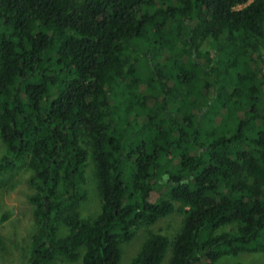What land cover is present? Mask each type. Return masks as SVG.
<instances>
[{
	"label": "trees",
	"instance_id": "1",
	"mask_svg": "<svg viewBox=\"0 0 264 264\" xmlns=\"http://www.w3.org/2000/svg\"><path fill=\"white\" fill-rule=\"evenodd\" d=\"M0 134V173L33 170L30 264H123L177 204L125 264L264 251V0H0ZM89 158L94 219L68 214Z\"/></svg>",
	"mask_w": 264,
	"mask_h": 264
},
{
	"label": "rangeland",
	"instance_id": "2",
	"mask_svg": "<svg viewBox=\"0 0 264 264\" xmlns=\"http://www.w3.org/2000/svg\"><path fill=\"white\" fill-rule=\"evenodd\" d=\"M8 154L7 147L0 134V161ZM33 170L27 159L13 164L8 172L0 173V264H30L31 235L40 228L36 221L37 205L30 200L35 192L29 178ZM96 164L93 158L87 160L84 187L86 196L78 201L74 211L68 214H78L80 217L94 219L102 207V199L97 188ZM184 214L180 205L166 217L161 218L151 226L142 227L135 238L124 242L122 263L125 264L141 249L150 231L167 234L172 239L179 231ZM58 235L64 237L69 227L66 222H58ZM264 264V251H243L237 255L229 254L221 258L220 264ZM47 264H81V260L69 261L58 256L52 263ZM167 264V263H164Z\"/></svg>",
	"mask_w": 264,
	"mask_h": 264
},
{
	"label": "water",
	"instance_id": "3",
	"mask_svg": "<svg viewBox=\"0 0 264 264\" xmlns=\"http://www.w3.org/2000/svg\"><path fill=\"white\" fill-rule=\"evenodd\" d=\"M45 201L47 202V199Z\"/></svg>",
	"mask_w": 264,
	"mask_h": 264
}]
</instances>
